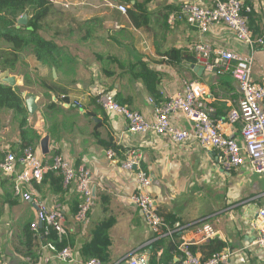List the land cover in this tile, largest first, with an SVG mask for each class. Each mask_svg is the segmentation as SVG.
<instances>
[{"label":"crops","instance_id":"1","mask_svg":"<svg viewBox=\"0 0 264 264\" xmlns=\"http://www.w3.org/2000/svg\"><path fill=\"white\" fill-rule=\"evenodd\" d=\"M51 1L67 10L78 7L83 15L78 25L84 35L78 46H70L63 37L43 32L64 48L66 56L58 69L23 51L14 70L0 72V81L7 85L4 79L15 76V86L26 94L23 97H35L37 105L24 128L13 121L12 110L0 109V154L31 145L45 162L61 154L76 168L84 166L91 173L93 207L88 220L79 223L75 215L82 199L74 185L66 188L57 174L33 184L28 191L34 199L60 207L66 215V235L56 232L50 239L41 231L44 225L36 205L15 196L12 179L0 178V264H71L57 258L46 261L48 251L43 245L48 242L58 248L70 246L79 259L98 258L105 264H118L134 252L146 253L149 264H180L182 244L194 246L195 253L207 259L220 243L222 250L234 253L225 264H264V250L250 247L257 236L258 210L264 206V174L252 172L248 161L227 172L217 166L215 152L195 140L178 145L167 135L129 133L125 119L106 112L96 96L112 92L121 104L154 120L155 106L183 93L185 80H197L216 115L222 117L238 104V84L229 74L197 70L195 61L186 59L194 57L190 46L206 42L239 53L253 52L252 77L264 84V45L252 50L223 24L206 33L179 20L172 24L170 15L186 0ZM242 1L251 8L248 23L253 38H264V0ZM117 4L127 5L128 10H138L139 4L149 15L148 24L136 27L128 11L123 14ZM173 50L178 53L169 54ZM152 73L157 76L150 90L144 75ZM172 123L191 126L180 113L172 116ZM240 130L241 124L226 126V133L241 142ZM45 137L49 138L47 154L41 147ZM130 148L142 152V166L152 179L151 192L174 230L163 244L154 240L141 211L129 200L136 181L121 168V160ZM110 149L117 152L115 159L107 157ZM34 222L40 235H34ZM203 224L216 229L212 238L202 240Z\"/></svg>","mask_w":264,"mask_h":264},{"label":"built area","instance_id":"2","mask_svg":"<svg viewBox=\"0 0 264 264\" xmlns=\"http://www.w3.org/2000/svg\"><path fill=\"white\" fill-rule=\"evenodd\" d=\"M115 7L126 14L128 7L117 4ZM251 8L242 0H212L205 4L199 0L182 2L169 21L186 22L199 32L206 33L214 25L223 24L233 30L235 36L252 47L264 45V38L254 39L249 27L248 17L244 11ZM189 52L193 54L195 64L207 73L229 74L238 84L240 97L238 104L225 116L218 117L200 89L197 80H185L184 92L171 96L164 103L155 106L154 120H148L142 113L121 104L115 94L103 91L98 96V103L106 111L122 116L129 133H153L167 135L173 144H185L189 140L197 141L204 149L215 152L217 166L230 172L243 166L248 161L252 172L264 174V84L256 83L252 77L254 62L253 52L239 53L224 48H216L206 42L192 44ZM153 102V100H151ZM180 113L191 124L190 128H180L172 123V116ZM241 124L240 142L236 137L226 133V126ZM109 159H115L114 149L107 151ZM121 168L132 174L136 181V190L129 197L142 213L146 223L154 233V240L173 235L174 230L161 214L157 201L151 192L152 179L142 166V152L138 148L126 149L121 160ZM54 172L63 179L66 188L75 186L81 196L76 221L84 223L93 207V185L90 171L81 166L76 168L71 159L57 154L50 162L40 158L36 149L27 145L18 151H8L0 162V173L12 181L15 196L33 202L37 207V217L44 225V236L53 231L60 237L66 235V215L60 207H49L40 200L34 199L29 187L40 184L45 176ZM257 236L250 247L264 250V206L257 213ZM35 236L40 235L39 224H31ZM202 240L212 238L216 229L211 224L200 227ZM180 264H225L232 254L230 250L214 253L207 259L193 252L188 244L180 247ZM48 251L46 261L57 258L71 264H105L98 258L79 259L70 246L58 248L53 242L43 245ZM118 264H149L146 253H131Z\"/></svg>","mask_w":264,"mask_h":264},{"label":"trees","instance_id":"3","mask_svg":"<svg viewBox=\"0 0 264 264\" xmlns=\"http://www.w3.org/2000/svg\"><path fill=\"white\" fill-rule=\"evenodd\" d=\"M136 5L135 8H138V10L129 9L128 15L136 27H143L148 24L149 15L142 6ZM55 9V4L51 0H0V39L11 45L9 49L0 48V72L14 70L20 60V53L23 51L33 52L36 59L45 65L57 69L61 67L66 56L63 46L43 35L45 28L50 27L46 23L47 18ZM250 13L251 10L250 12H243L247 17ZM23 14L28 15L27 24H19L18 22ZM177 53L176 50L169 52V54ZM186 59L195 61L194 57H186ZM156 76L153 73L152 76L144 75L150 90L155 86ZM151 78H154V80L150 81ZM0 109L12 110L13 117L19 121L21 128L27 125L29 110L26 106V98L22 96L18 86L13 87L0 81ZM51 174L55 173H48L44 180ZM43 230L41 229L42 232ZM29 236H32L30 232ZM56 236V232L53 231L48 238L53 239ZM163 239L165 238L158 240L160 244H163ZM168 246H170V249L175 248L172 244ZM222 247L223 245L219 243L210 256L220 252ZM190 248L195 252L194 246H190Z\"/></svg>","mask_w":264,"mask_h":264},{"label":"rangeland","instance_id":"4","mask_svg":"<svg viewBox=\"0 0 264 264\" xmlns=\"http://www.w3.org/2000/svg\"><path fill=\"white\" fill-rule=\"evenodd\" d=\"M55 8V11L47 18L46 23L50 27L45 28L46 34L48 36L55 34L59 39L62 40L63 37L64 40L69 41L70 46H78V43H80L78 42L79 37L84 35V31H81L80 26L78 25V22L83 18V15L79 13L78 7L74 8L73 10H67L59 6H55ZM56 32H58V34ZM73 36L75 39L71 40ZM10 46V44L0 39V48L9 49ZM5 112H8V114L10 113V111ZM8 114L6 118H8ZM2 116L3 112L1 114V118ZM13 121H16L14 117ZM3 159L4 154H0V162ZM2 177L3 175L0 173V178Z\"/></svg>","mask_w":264,"mask_h":264},{"label":"water","instance_id":"5","mask_svg":"<svg viewBox=\"0 0 264 264\" xmlns=\"http://www.w3.org/2000/svg\"><path fill=\"white\" fill-rule=\"evenodd\" d=\"M18 22H19V24H27L28 15L27 14L22 15ZM196 69L200 70L201 72L204 71V69L202 67H198ZM54 71H55V69H54ZM4 81L6 83H8V85H10V86H15L17 79H16L15 76H8V77H6L4 79ZM25 95H26L25 93H22V96L25 97ZM26 104H27L29 112L32 113V114L35 113V111L37 109V105H36V102H35V97H32V96L31 97H27L26 98ZM48 140H49V138L45 137L41 141V147H42V151H43L44 154H47L49 152ZM41 225H42V223H41Z\"/></svg>","mask_w":264,"mask_h":264}]
</instances>
